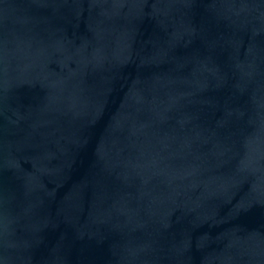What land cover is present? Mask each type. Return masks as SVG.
<instances>
[{
	"label": "water",
	"instance_id": "obj_1",
	"mask_svg": "<svg viewBox=\"0 0 264 264\" xmlns=\"http://www.w3.org/2000/svg\"><path fill=\"white\" fill-rule=\"evenodd\" d=\"M0 264H264V0H0Z\"/></svg>",
	"mask_w": 264,
	"mask_h": 264
}]
</instances>
